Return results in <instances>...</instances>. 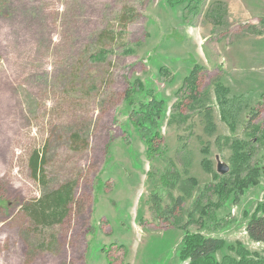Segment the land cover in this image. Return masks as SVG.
Listing matches in <instances>:
<instances>
[{
  "label": "rangeland",
  "instance_id": "1",
  "mask_svg": "<svg viewBox=\"0 0 264 264\" xmlns=\"http://www.w3.org/2000/svg\"><path fill=\"white\" fill-rule=\"evenodd\" d=\"M261 21L264 0H0V264H186V233L264 264ZM159 101L148 159L130 118ZM69 181L68 217L33 229L23 207Z\"/></svg>",
  "mask_w": 264,
  "mask_h": 264
},
{
  "label": "trees",
  "instance_id": "2",
  "mask_svg": "<svg viewBox=\"0 0 264 264\" xmlns=\"http://www.w3.org/2000/svg\"><path fill=\"white\" fill-rule=\"evenodd\" d=\"M101 53L102 52L99 54ZM194 74L193 69L189 76L185 79L186 85L192 83L194 80ZM126 94L128 95V93ZM179 105L180 104H178V106ZM161 106L162 103L160 101L159 103H147L139 110V113L137 114L139 116L138 119L134 120L129 117L134 128H136L138 133H140L144 138L145 152L148 159H152L155 155H157L158 147L155 143L159 141L160 138L158 135L154 134L147 139L145 123L148 118L152 119V115L150 114L151 111L157 107H159L160 111ZM144 117L146 119H144ZM262 137L264 140V132H262ZM256 140L258 141V139ZM238 151V148L233 150V152ZM243 154L244 153H240V155L244 157ZM244 159L245 164H249V158L244 157ZM44 164L45 153L41 151H34L29 158L28 166L31 178L36 181L42 189H46L48 187ZM247 168H249V166L245 167V170ZM235 179L239 182L238 189L242 190L255 183L256 177L254 174L250 177H240V175H237ZM74 186V181L65 182L56 189L46 191L43 196L34 201L32 204L23 207L22 211L29 218L31 227L36 230H47L53 225L61 224L68 217L71 205L73 204ZM245 234L251 243L261 246V253L264 256V209L259 216H255L248 220L245 225ZM223 246L224 241L221 239L186 233L182 238V247L179 250L178 258L181 262L186 264H251L247 261H243L242 259L235 260L233 258H225L227 261L215 260L213 257L214 254L220 251Z\"/></svg>",
  "mask_w": 264,
  "mask_h": 264
},
{
  "label": "water",
  "instance_id": "3",
  "mask_svg": "<svg viewBox=\"0 0 264 264\" xmlns=\"http://www.w3.org/2000/svg\"><path fill=\"white\" fill-rule=\"evenodd\" d=\"M227 170H228V169H227L226 166H224V165H222V164H220V163L217 165V172H218V173L224 175V174L227 173Z\"/></svg>",
  "mask_w": 264,
  "mask_h": 264
}]
</instances>
